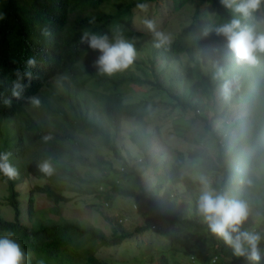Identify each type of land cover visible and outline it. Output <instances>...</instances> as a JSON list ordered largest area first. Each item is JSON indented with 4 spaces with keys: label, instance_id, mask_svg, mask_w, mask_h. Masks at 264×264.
Returning a JSON list of instances; mask_svg holds the SVG:
<instances>
[{
    "label": "trees",
    "instance_id": "16d2710c",
    "mask_svg": "<svg viewBox=\"0 0 264 264\" xmlns=\"http://www.w3.org/2000/svg\"><path fill=\"white\" fill-rule=\"evenodd\" d=\"M111 1L0 0V152L11 154V163L18 173L13 180L0 175L8 185V202L15 212L14 221L0 216V235L13 234V239L25 252L26 264H108L97 257L98 252L104 247L120 246L132 236L125 231L119 235L118 228L110 240L92 224L65 219L58 222L38 220L32 227L24 225L20 219L17 187L33 176L44 180L45 184L30 191V217L34 214L37 193L44 194L54 204L51 212L58 216L61 215L60 205L71 202L73 195L93 196L107 204L116 196L133 198L154 206L158 212L149 215L146 224L137 228V233L152 230L160 219L168 220L175 227L190 228L194 233L207 235L206 239L200 240L209 248L207 252L201 251L202 264H248L246 258L234 255L233 250L209 230L198 213L197 201L192 220L179 219L178 211L164 214L161 204L167 205V197L172 195L171 191L176 186H184L189 193L200 190L198 180L183 171L187 158L197 159L204 172L213 175L211 186L215 191L230 195L227 182L245 150L250 148L258 158L264 157V57L255 67L237 65L224 38L215 32L204 35L205 30L196 12L192 24L169 45L156 47L151 52L152 68L159 62L166 66L174 65L172 81L184 83L187 87L181 94H175L174 88L166 89L160 81L165 70L158 74L157 82L138 76L130 70L131 65L112 75L102 74L95 66L101 53L81 43L83 31L108 35L113 42L119 37L135 42L142 37L131 30L134 9L138 8L136 5H147L157 0H125L122 10L116 13L103 11L101 7ZM205 1L215 10L211 28L238 17L221 0ZM262 7L242 22L254 25L260 31L257 20ZM75 11L78 16L72 21ZM216 54V65L223 69L224 78L232 82L233 88L222 111L216 97L223 80H213L216 66L206 71L201 67L202 60ZM183 57L188 59L189 66L183 65ZM30 58L34 64L28 67L26 62ZM17 70L25 85L19 98L12 96V82L17 79ZM25 71L32 73L31 79L24 76ZM150 85L157 91V98L164 91L170 97L166 106L171 105L173 109L184 112H198L192 121L200 119L205 123L206 132L212 131L213 122L224 119L220 132L214 133L219 150L215 160L206 153L187 156L183 152H178L171 161L151 159L147 154L150 145L146 146L144 141L152 142L154 133L147 132V128L149 118L160 102L153 101L154 96L134 103L125 101L130 90ZM198 93L211 99V103L205 102L204 97L197 99ZM30 96L39 99L38 106L26 99ZM6 99L10 103L5 104ZM234 105L238 111L248 110L249 113H241V118L228 124ZM208 112H212V118L208 117ZM127 119L137 127L131 140L144 152L146 165L154 167L156 172L161 170L163 179L170 183L164 196L160 195L163 184L152 190L144 187L142 173L136 164L130 165L131 157L128 155L127 158L124 148L118 144L123 122ZM183 122L175 120L174 128L180 132ZM156 132L159 136L160 127H156ZM104 151L122 162L121 170L114 166ZM44 161L50 163L51 175L39 170L38 165ZM121 178L128 180L123 184ZM132 180H135L136 188L129 185ZM241 184L243 200L249 207L264 213V196L261 202L258 189L250 184L245 174H242ZM261 191L264 193V183ZM176 202L171 205L172 210L178 208ZM119 217L113 218L116 228L122 227L119 222L122 218ZM244 227L248 228L246 224ZM172 241H175V236ZM260 249L264 258V239L260 242ZM162 260L167 264L165 257Z\"/></svg>",
    "mask_w": 264,
    "mask_h": 264
},
{
    "label": "rangeland",
    "instance_id": "374dc122",
    "mask_svg": "<svg viewBox=\"0 0 264 264\" xmlns=\"http://www.w3.org/2000/svg\"><path fill=\"white\" fill-rule=\"evenodd\" d=\"M125 4V0H112L110 3L104 4L101 9L107 13H116L122 10ZM88 12L90 13L91 10ZM196 12H198L199 23L203 29H210L215 10L205 0H157L147 4L144 10L135 8L131 30L141 34L142 37L135 40V42H131L136 49V58L135 62L131 64L130 70L143 79L156 82L158 74L162 70H165L160 78L165 88H174L175 94L184 92L187 88H185L184 83H174L172 81L174 65L166 66L159 62L152 68L150 64L151 52L156 47L153 35L146 28L144 20H153L156 29L166 33L170 37V41H173L184 28L192 24ZM76 16L78 15L75 11L72 14V21L75 20ZM257 23L259 30L264 31V6L259 13ZM216 60L217 54L202 60V70H210L211 66H216ZM182 62L184 66L190 65L186 57L182 58ZM153 88V85L136 88L135 90H130L125 96L126 103L138 102L148 97L152 98V96L155 97L153 101L160 102L153 116L149 118L150 124L148 125L147 132L154 133L152 142L144 141L146 146L150 145L147 154L151 159L154 161L164 159L171 161L177 156L178 152H183L187 156L190 154L200 155L206 153L210 155L212 160H215L219 150L214 133L220 132L224 119L213 122L212 131L206 132L205 123L200 119L192 121L198 112L194 110L184 112L173 109L171 105L170 107L166 106L165 103L169 102L170 97L164 94V91L161 93L162 96L157 98V91ZM202 97L204 96L201 93L196 94L197 99ZM227 100L222 94L221 86L216 97L220 111H222ZM204 101L211 103V99L205 97ZM172 104H175V101ZM241 113L247 115L249 111H238V108L234 105L233 115L228 124L239 117L241 118ZM212 115V112H208L209 118H212ZM177 119L184 121L180 132L174 128V122ZM156 127H160L159 136L157 135ZM136 129L137 127L132 121L125 120L118 144L121 148H124V155L131 157L129 160L130 165L136 164L138 171L142 173L141 179L144 187L147 190H152L159 184H163L160 195L164 196L170 183L166 178L163 179L161 170L156 172L154 167L146 165L144 152L131 140V135ZM233 141H235V137H233ZM103 153H105L108 159L113 161L117 169L121 170L123 167L121 161L115 160L112 153L108 151H104ZM137 162L142 163L138 164ZM200 163L197 159L187 158L183 171L193 178L205 174L212 184L213 175L205 173ZM242 174H245L250 184L258 189L259 199L263 202L264 193H262L261 187L264 183V157L258 158L256 152L250 148L245 150L243 158L237 162L236 170L232 172L231 178L227 182V189L231 198L243 200ZM127 180V178H121V183L124 184ZM44 184V180L31 176L17 187L20 193L18 200L21 209V222L29 227H32L38 220H54L58 222L61 219H65L79 224H92L102 230L110 240L114 237L113 233L118 228L119 235L123 234L124 231L130 233L132 236L126 239L120 246L104 247L98 252L97 257L108 264H163V257L166 258L167 264H202L203 254L201 251L207 252L209 249L206 243L203 244L200 241L207 238L206 234L194 233L190 228L181 229L179 226L175 227L168 220L160 219L152 230L137 233V228L146 224V218L149 215L158 214V212H156L157 209L154 206H150L146 202H137L133 198L116 196L107 204L105 200L97 199L93 196L75 197L73 195L71 202L60 205L61 215L58 216L51 212L54 204L44 194L37 193L35 195L34 214L30 217L28 210L30 191L34 187ZM129 185L136 188L135 180L130 181ZM199 193L200 190L189 193L182 185L174 187L171 191L172 197H167V205L163 206L161 204L163 213L168 215L171 212L178 211L179 219H194V204L198 199ZM8 196V185L0 177V216L7 221H14L15 212L9 205ZM174 201H177L176 206L178 208L175 207L172 210L171 205ZM249 209L250 217L246 223L248 226L247 230L257 232L264 237V213L253 207H249ZM118 216H120L119 218L126 219V223L123 222L122 227L117 226L116 228L113 218ZM173 236H175V241H172ZM263 260V254L261 253L260 264H263ZM248 264H252V262L249 261Z\"/></svg>",
    "mask_w": 264,
    "mask_h": 264
},
{
    "label": "clouds",
    "instance_id": "9594fccd",
    "mask_svg": "<svg viewBox=\"0 0 264 264\" xmlns=\"http://www.w3.org/2000/svg\"><path fill=\"white\" fill-rule=\"evenodd\" d=\"M221 3L238 14L229 22L211 29H206L204 35L215 32L218 37L227 41V47L231 50L233 60L237 65L255 67L260 58L264 57V31H257L254 25L243 23L253 13L264 6V0H221ZM235 5V7H233ZM136 7L141 10L147 5L138 3ZM146 28L152 33L155 47H163L170 44V37L163 31L156 29L151 19H145ZM81 43H86L90 49L98 50L101 54L95 61V66L102 74L112 75L118 71L127 69L134 63L136 49L128 40L119 37L110 41L108 35L93 34L88 30L83 31ZM33 59H28L26 65L31 67ZM17 79L12 82V96L21 97L25 85L21 82L22 77L19 70L16 71ZM24 76L31 79L32 73L25 71ZM213 80H223L222 94L227 100L232 95V82L224 78V72L219 65L212 74ZM26 99L38 106L40 101L36 96ZM10 103L9 100L4 101ZM10 153L0 152V175L8 180H13L18 175L17 169L13 166ZM39 170L51 175L53 169L49 162L44 161L38 165ZM201 185L197 199V209L208 225L209 230L222 239L237 257H244L252 264H260L261 249L260 242L264 237L259 233L245 229L244 225L250 217L249 205L245 200L231 198L227 193L215 191L209 179L200 175L195 178ZM0 264H26V255L19 243L13 239L11 232L0 235Z\"/></svg>",
    "mask_w": 264,
    "mask_h": 264
},
{
    "label": "built area",
    "instance_id": "2783aa9c",
    "mask_svg": "<svg viewBox=\"0 0 264 264\" xmlns=\"http://www.w3.org/2000/svg\"><path fill=\"white\" fill-rule=\"evenodd\" d=\"M122 170H123V169H122ZM125 221H126V219H123V218L119 220L120 223H123V222H125ZM125 223H126V222H125ZM153 228H155V227H153Z\"/></svg>",
    "mask_w": 264,
    "mask_h": 264
}]
</instances>
